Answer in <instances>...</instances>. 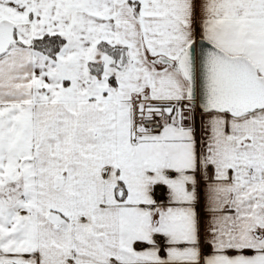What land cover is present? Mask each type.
I'll return each instance as SVG.
<instances>
[{
    "label": "snow or ice",
    "instance_id": "1",
    "mask_svg": "<svg viewBox=\"0 0 264 264\" xmlns=\"http://www.w3.org/2000/svg\"><path fill=\"white\" fill-rule=\"evenodd\" d=\"M0 264H264V0H0Z\"/></svg>",
    "mask_w": 264,
    "mask_h": 264
}]
</instances>
